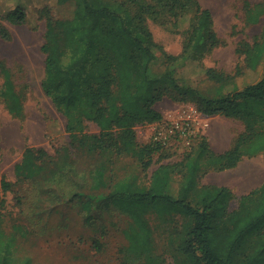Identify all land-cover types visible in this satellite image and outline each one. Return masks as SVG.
I'll return each instance as SVG.
<instances>
[{
    "label": "trees",
    "instance_id": "16d2710c",
    "mask_svg": "<svg viewBox=\"0 0 264 264\" xmlns=\"http://www.w3.org/2000/svg\"><path fill=\"white\" fill-rule=\"evenodd\" d=\"M137 1L57 0L70 7L66 17L48 4L35 9L37 17L20 4L0 6V36L5 40L12 35L4 21L32 28L39 20L46 21L42 87L68 119L70 140L61 143L55 154L44 147H28L16 165V174L28 178L36 190L32 214L43 218L57 212L74 227L79 219L85 226L99 229L100 222L115 206L133 216L142 229L136 235L144 238L148 237L142 217L144 209L152 208L160 214L179 213L193 222L181 244L191 264H264V182L241 195L238 207L231 210L229 205L235 194L227 186L203 185L198 207L185 197L173 196L166 165L154 172L148 188L130 180H116L114 169L118 157L135 151L136 126L162 119L155 104L166 96L192 101L207 116L220 114L245 123L244 135L232 148L212 153L215 169L235 167L243 155L264 151V30L260 37L240 48L246 54V67L239 68L236 77L248 73L243 87L223 96H209L180 84L173 70L151 76L157 45L147 19L164 11L177 15L188 7H196L184 57L222 44L211 11L202 8L197 0H153L136 8ZM261 8L264 11L263 3L248 7L250 22L259 21ZM0 69L4 76L0 100L11 113L21 115L23 103L11 72L1 61ZM209 75L217 81L225 77L214 70ZM85 121L97 123L100 133L85 132ZM146 149L153 150L147 145L142 151L147 153ZM200 149L202 154L211 152L205 142ZM191 169L193 182L195 167ZM1 189L12 190L14 186L2 179ZM78 229L76 226L74 232L79 239L102 249L104 244L97 235ZM5 250L3 264H10L13 249L9 243ZM147 252L144 262L138 264H163L158 255Z\"/></svg>",
    "mask_w": 264,
    "mask_h": 264
},
{
    "label": "rangeland",
    "instance_id": "374dc122",
    "mask_svg": "<svg viewBox=\"0 0 264 264\" xmlns=\"http://www.w3.org/2000/svg\"><path fill=\"white\" fill-rule=\"evenodd\" d=\"M152 1L138 0L135 6L143 7ZM197 1L202 8L211 11L222 44L183 57L184 44L196 20V7H188L177 15L169 11L154 14L147 19L157 45L150 74L157 77L173 70L180 84L197 88L209 96H223L243 87L242 81L248 73L236 77L238 69L246 67V54L240 52V48L260 37L264 30L263 8L259 21L253 23L248 20V7L258 3L264 6V0ZM6 4L10 7L20 4L35 17V9L47 4L58 15L66 17L71 12L70 7L60 5L57 0H0L2 8ZM253 14L257 15V11ZM4 25L12 38L5 40L0 36V61L11 72L23 112L21 115L11 113L0 100V181L5 179L14 186L12 190L0 191V264H3L8 243L13 249L10 264H125V260L127 264H138L144 262L143 257L150 250L163 264H191L181 244L193 222L179 213L160 214L152 208L144 209L142 217L148 233L144 238L137 237L136 233L142 229L133 216L115 206L105 221L100 222L99 229L85 226L79 219L74 227L72 222H64L57 212L43 218L32 214L36 190L28 178L16 174V165L28 147H44L55 154L61 143L70 140L66 130L68 119L42 87L46 21L39 20L36 28L7 21ZM169 55L180 59L170 60ZM210 70L223 74L224 80L213 79ZM3 81L0 69V85ZM155 108L161 112L162 119L136 126L135 151L116 159V180H130L148 188L154 172L166 165L174 197H185L199 207L203 185L227 186L235 194L229 205L231 210L238 207L241 195L264 182V151L245 154L235 167L225 170L215 169L212 161V153L229 150L244 135L246 125L241 119L220 114L207 116L199 112L194 102L177 101L170 96L157 102ZM187 115L192 116V132L185 139L179 133H171L168 124ZM100 131L97 123L85 121V132L99 134ZM159 136L165 138L166 143L159 141ZM202 142L211 152L200 153ZM147 145L153 150L146 149L145 153L142 150ZM76 226L88 235H97L104 244L102 249L97 250L89 240L79 239L74 232Z\"/></svg>",
    "mask_w": 264,
    "mask_h": 264
},
{
    "label": "built area",
    "instance_id": "2783aa9c",
    "mask_svg": "<svg viewBox=\"0 0 264 264\" xmlns=\"http://www.w3.org/2000/svg\"><path fill=\"white\" fill-rule=\"evenodd\" d=\"M191 115H187L186 118L182 120L172 121L168 124V128L171 133H179L181 137H184L185 139L189 138L192 132V124H191ZM162 134V133H161ZM159 141H162L166 143L165 138L162 136H159Z\"/></svg>",
    "mask_w": 264,
    "mask_h": 264
}]
</instances>
